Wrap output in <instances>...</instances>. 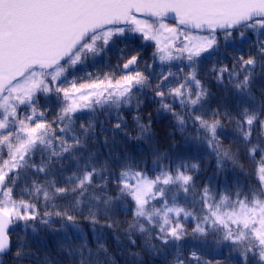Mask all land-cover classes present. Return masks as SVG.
I'll return each mask as SVG.
<instances>
[{"label":"snow or ice","instance_id":"6c2138e0","mask_svg":"<svg viewBox=\"0 0 264 264\" xmlns=\"http://www.w3.org/2000/svg\"><path fill=\"white\" fill-rule=\"evenodd\" d=\"M117 43L109 71H85ZM213 57L215 107L200 78ZM153 105L171 131L153 130ZM100 115L117 121L102 143ZM176 132L213 176L169 154ZM38 229L54 239L33 252ZM188 239L264 264V0H0V264H211L183 254Z\"/></svg>","mask_w":264,"mask_h":264},{"label":"trees","instance_id":"16d2710c","mask_svg":"<svg viewBox=\"0 0 264 264\" xmlns=\"http://www.w3.org/2000/svg\"><path fill=\"white\" fill-rule=\"evenodd\" d=\"M136 43L139 44L140 40L136 39ZM131 46V45H128ZM126 47V45L124 43H117V45L115 46V49H113L112 51H110L109 53H107V55H105L103 58H98V62L93 66V67H87L85 68V71H90V72H106L109 71L110 69L105 67V63H110L111 65H115L118 61H117V57L120 55L119 51L117 49L119 48H124ZM153 48L149 47L147 49V55H145V59L148 60L149 63H152L151 59H149L151 52H152ZM246 50V49H245ZM228 55V59L227 60H221V63H228L231 60V55L230 53H226ZM216 62V57H213L211 60H206L204 62V64L201 66V76L200 78L204 81H206V86L209 87L210 91L212 93H214V96L211 98L212 100V106L215 107L216 105V101L221 100L223 97H225L226 94L223 90V87H218L216 85V81L212 76H205L203 75V73L205 72H209L213 66V63ZM175 63V62H174ZM217 67H219V65H217ZM161 69L159 67V60L156 61V71L159 72ZM175 70V69H174ZM78 74H83V73H78ZM230 104L234 103V101L231 100V98L229 97V101ZM49 107H52L53 105L49 104ZM155 105H153L152 108L150 109H145L144 114L147 115L148 111H152L153 112V116L155 119V124L153 126V130L156 131L158 133V135H163L164 132L166 131H171V128L168 127L169 121L167 118H164L163 120H161L160 117L156 116L155 114ZM81 115H85L84 113H82ZM162 115V114H161ZM125 119L128 120L129 122L131 121V115H127L125 116ZM99 120L101 122L104 123V127L109 129L108 132H104V133H99V124H97V130H98V135H99V139L102 143L104 136H111V131L110 129L112 128V125H114L117 121L115 119V117H112L110 122H109V118H107L104 115H100ZM82 122V121H78L77 123ZM189 129L190 131L194 134V130L191 128V125H189ZM224 131H228L231 132V129H224ZM126 140L125 137H123L122 134H119L117 136V145H116V150H122L125 147V143L124 141ZM230 141H225V143H229ZM169 142L168 141H162L161 142V150H163V146H167ZM172 144L173 146L170 149V155H179L181 158H184L186 160H188V162L190 163H196L199 162L201 164V176H204L205 178L213 176L214 172H215V158L213 157H208L207 155H205V152L207 151L206 148H199L196 144L192 143L190 140H185L184 136H181V134L179 132H176L175 135L172 138ZM127 145L130 147L132 145L136 146V154H141L142 150H146L148 148V145L144 142V141H136V140H131V141H127ZM107 149L105 148H101V152L104 155H107ZM103 158V157H102ZM152 163V158L151 156L148 157V165L151 166ZM67 175V173L65 174ZM220 179H224V176L221 175ZM241 182L242 183H255V177L253 176L251 180H245L244 177H240ZM216 181L213 180V184H215ZM118 219H127L128 217L124 216L123 214H121L120 216L117 217ZM191 226H194L191 225ZM189 227V231L190 228ZM54 227H59V224L54 225ZM82 227H85V231L88 232L90 231V228L87 225H82ZM21 235H23V233H20ZM111 234H109L110 236ZM49 239H54V236L51 232L43 230V229H38L37 233L35 234V239L34 240H30V243H32L34 245V247L32 248L33 252H36V246L37 245V241L41 242V243H47V241ZM140 243H142V241H140ZM187 247L185 248L184 251V255L188 256L189 253L191 251H197L198 255H200L201 260L203 262H211V264H216L217 261H220L221 264H227V262L224 260L225 257L228 256L229 252L227 248L224 247H216L215 245H213L210 248H207L203 251L199 250L196 247H193L194 242L191 241L190 239H188L187 241H185ZM109 245H110V250H113L115 252H119V249L116 245V241L114 239H109ZM52 245H48L49 250L52 249ZM133 251H140L139 248L133 249ZM46 254L45 249L43 247L40 248V251L36 254V259L39 260L41 259L44 255ZM143 255V253H141ZM235 259L232 262V264H235L236 260H239L240 258L238 256H235V254H233ZM147 259L151 260L153 259L152 257H147ZM168 259H171V256L168 257ZM10 264V262H9ZM25 264H32V261H25ZM66 264V262H65ZM119 264H124L123 260L121 259L119 261ZM155 264H164V260L163 258H155ZM193 264H195V262H193Z\"/></svg>","mask_w":264,"mask_h":264}]
</instances>
